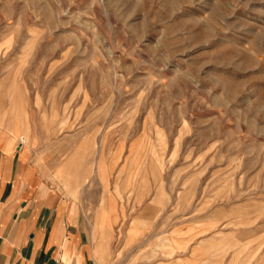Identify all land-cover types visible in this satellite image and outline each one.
<instances>
[{
	"label": "rangeland",
	"instance_id": "rangeland-1",
	"mask_svg": "<svg viewBox=\"0 0 264 264\" xmlns=\"http://www.w3.org/2000/svg\"><path fill=\"white\" fill-rule=\"evenodd\" d=\"M6 61L46 145L75 143L93 199L140 218L123 264L196 235L216 264H264V0H0Z\"/></svg>",
	"mask_w": 264,
	"mask_h": 264
},
{
	"label": "crops",
	"instance_id": "crops-1",
	"mask_svg": "<svg viewBox=\"0 0 264 264\" xmlns=\"http://www.w3.org/2000/svg\"><path fill=\"white\" fill-rule=\"evenodd\" d=\"M35 94L26 71L0 62V264L125 263L148 239L132 226L140 218L122 225L121 208L93 199L91 161L76 167L75 143L66 158L60 138L46 145ZM187 239L179 257L134 264H216V250H204L210 238Z\"/></svg>",
	"mask_w": 264,
	"mask_h": 264
},
{
	"label": "built area",
	"instance_id": "built-area-1",
	"mask_svg": "<svg viewBox=\"0 0 264 264\" xmlns=\"http://www.w3.org/2000/svg\"><path fill=\"white\" fill-rule=\"evenodd\" d=\"M35 264H38V263H35ZM54 264H66V263L61 258H56Z\"/></svg>",
	"mask_w": 264,
	"mask_h": 264
}]
</instances>
